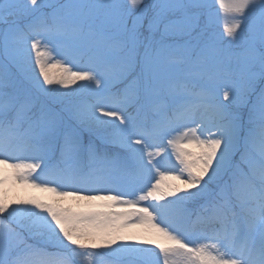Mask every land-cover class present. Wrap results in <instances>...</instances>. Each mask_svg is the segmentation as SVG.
<instances>
[{
	"label": "snow or ice",
	"instance_id": "obj_1",
	"mask_svg": "<svg viewBox=\"0 0 264 264\" xmlns=\"http://www.w3.org/2000/svg\"><path fill=\"white\" fill-rule=\"evenodd\" d=\"M0 264H264V0H0Z\"/></svg>",
	"mask_w": 264,
	"mask_h": 264
},
{
	"label": "rangeland",
	"instance_id": "obj_2",
	"mask_svg": "<svg viewBox=\"0 0 264 264\" xmlns=\"http://www.w3.org/2000/svg\"><path fill=\"white\" fill-rule=\"evenodd\" d=\"M223 24V21L221 22V26ZM59 58V57H57ZM70 67H72V70H78L79 68L83 67V64H75V65H70ZM53 71H56L55 69ZM84 83L82 81H78L77 84L75 85H71L69 88H63L60 87L59 85H53L52 87L54 88H59L60 92H66L69 93L70 99H74V100H84V99H88V94L86 91H84L83 89L80 88V85ZM35 195H43L41 193H34ZM24 195V193H23ZM147 203V202H145ZM111 211H121L122 209L120 207H114L112 209H110Z\"/></svg>",
	"mask_w": 264,
	"mask_h": 264
},
{
	"label": "bare ground",
	"instance_id": "obj_3",
	"mask_svg": "<svg viewBox=\"0 0 264 264\" xmlns=\"http://www.w3.org/2000/svg\"><path fill=\"white\" fill-rule=\"evenodd\" d=\"M154 182V181H153ZM13 195H15V194H19V195H23V192H14V193H12Z\"/></svg>",
	"mask_w": 264,
	"mask_h": 264
}]
</instances>
